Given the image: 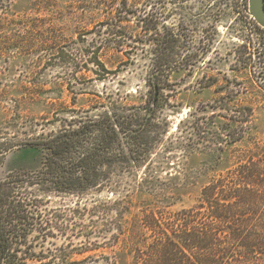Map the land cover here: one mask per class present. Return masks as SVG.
Listing matches in <instances>:
<instances>
[{"label":"rangeland","instance_id":"374dc122","mask_svg":"<svg viewBox=\"0 0 264 264\" xmlns=\"http://www.w3.org/2000/svg\"><path fill=\"white\" fill-rule=\"evenodd\" d=\"M252 20L249 0H0V186L28 216L8 264H133L144 213L196 206L253 154L263 169L264 30ZM159 54L148 153L91 190L35 178L22 151L112 107H145ZM244 107L251 120L235 123Z\"/></svg>","mask_w":264,"mask_h":264},{"label":"trees","instance_id":"16d2710c","mask_svg":"<svg viewBox=\"0 0 264 264\" xmlns=\"http://www.w3.org/2000/svg\"><path fill=\"white\" fill-rule=\"evenodd\" d=\"M163 67L159 54L149 72L151 98L145 107H112L97 119L82 120L25 148L23 155L32 157L33 164L37 160L35 178L59 192L91 190L109 179L107 170L117 163L148 153L150 128L166 85ZM243 112L246 118L235 123L251 120L253 109L244 107ZM256 155L260 153L252 155L249 166L239 161L214 178L196 206L144 213L141 233L132 234L139 235L133 241V264H264V168L254 162ZM11 199V192L0 186V264H8L11 252L18 251L20 226L28 220L24 208L14 211ZM14 215H19L18 226Z\"/></svg>","mask_w":264,"mask_h":264},{"label":"water","instance_id":"95a60500","mask_svg":"<svg viewBox=\"0 0 264 264\" xmlns=\"http://www.w3.org/2000/svg\"><path fill=\"white\" fill-rule=\"evenodd\" d=\"M249 11L255 22L264 29V0H249Z\"/></svg>","mask_w":264,"mask_h":264}]
</instances>
